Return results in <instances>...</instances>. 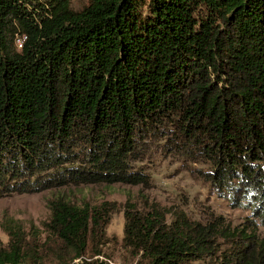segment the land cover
Returning a JSON list of instances; mask_svg holds the SVG:
<instances>
[{"label": "trees", "instance_id": "1", "mask_svg": "<svg viewBox=\"0 0 264 264\" xmlns=\"http://www.w3.org/2000/svg\"><path fill=\"white\" fill-rule=\"evenodd\" d=\"M72 3L0 0V196L145 184L136 165L157 144L208 166L253 220L204 226L127 203L124 250L139 264H200L219 236L234 244L219 264H264V0ZM49 209L66 264H109L85 254L116 204ZM7 236L0 264H22L24 237Z\"/></svg>", "mask_w": 264, "mask_h": 264}, {"label": "rangeland", "instance_id": "2", "mask_svg": "<svg viewBox=\"0 0 264 264\" xmlns=\"http://www.w3.org/2000/svg\"><path fill=\"white\" fill-rule=\"evenodd\" d=\"M75 8L86 4L87 0H72ZM160 145L152 146L150 153L136 165L145 176L146 183L107 185H66L34 193L0 196V248L8 245L7 230L20 232L24 237L23 250L26 258L22 264H66L56 239L48 231L50 218L49 202L61 198L78 206L90 207L102 204H116V210L109 216L100 232L94 231L87 243L86 258H97L94 251L99 249L109 264H139L135 254L122 247L124 229V205L129 203L140 210L158 207L171 217L181 212L187 220L208 226L215 222L224 225L241 226L246 220H253L251 211L238 205L239 195L230 198L211 186L204 177L208 166L188 160L166 158ZM208 167V168H207ZM215 257H206L200 264H219L223 256L230 254L234 246L221 237L211 239ZM213 255V256H214ZM102 257V256H99Z\"/></svg>", "mask_w": 264, "mask_h": 264}]
</instances>
